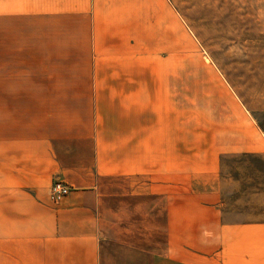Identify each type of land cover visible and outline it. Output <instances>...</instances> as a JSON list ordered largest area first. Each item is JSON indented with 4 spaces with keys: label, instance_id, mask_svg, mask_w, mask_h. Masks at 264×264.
<instances>
[{
    "label": "rangeland",
    "instance_id": "1",
    "mask_svg": "<svg viewBox=\"0 0 264 264\" xmlns=\"http://www.w3.org/2000/svg\"><path fill=\"white\" fill-rule=\"evenodd\" d=\"M91 72H133L171 98L191 151L214 136L229 154L220 157L219 220L264 222V155L234 152L247 137L264 149V0H0V141L29 134L43 110L47 119L75 110L86 126L92 87L121 82L110 76L93 86ZM57 180L72 191L57 177L49 194ZM162 218L159 208V248ZM190 219V235L218 237H207L211 246L189 264H220L229 239L219 235L235 228L203 224L194 209Z\"/></svg>",
    "mask_w": 264,
    "mask_h": 264
},
{
    "label": "crops",
    "instance_id": "2",
    "mask_svg": "<svg viewBox=\"0 0 264 264\" xmlns=\"http://www.w3.org/2000/svg\"><path fill=\"white\" fill-rule=\"evenodd\" d=\"M88 76L93 86L110 76L121 82L92 87L86 126L75 110L52 119L41 110L29 134L0 141V264H189L194 251L211 246L207 237H218L190 235L193 209L207 218L200 223L236 230L219 235L229 239L220 264H264V232L245 230L264 222L219 220L220 157L229 155L221 142L202 137L191 151L172 99L143 87L136 73ZM246 139L235 153L264 155L252 148L258 138ZM57 177L72 191L53 203L49 187Z\"/></svg>",
    "mask_w": 264,
    "mask_h": 264
},
{
    "label": "built area",
    "instance_id": "3",
    "mask_svg": "<svg viewBox=\"0 0 264 264\" xmlns=\"http://www.w3.org/2000/svg\"><path fill=\"white\" fill-rule=\"evenodd\" d=\"M70 191L69 186H67L62 181H55L50 189V199L53 202H59L63 197H65Z\"/></svg>",
    "mask_w": 264,
    "mask_h": 264
},
{
    "label": "trees",
    "instance_id": "4",
    "mask_svg": "<svg viewBox=\"0 0 264 264\" xmlns=\"http://www.w3.org/2000/svg\"><path fill=\"white\" fill-rule=\"evenodd\" d=\"M248 156H251V155H248ZM223 158V157H222Z\"/></svg>",
    "mask_w": 264,
    "mask_h": 264
}]
</instances>
